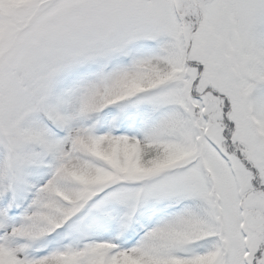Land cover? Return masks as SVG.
I'll return each mask as SVG.
<instances>
[{
	"label": "snow or ice",
	"instance_id": "snow-or-ice-1",
	"mask_svg": "<svg viewBox=\"0 0 264 264\" xmlns=\"http://www.w3.org/2000/svg\"><path fill=\"white\" fill-rule=\"evenodd\" d=\"M0 264H264V0H0Z\"/></svg>",
	"mask_w": 264,
	"mask_h": 264
}]
</instances>
